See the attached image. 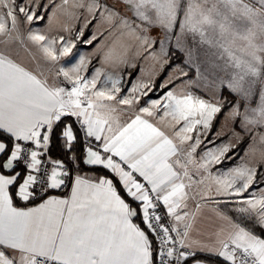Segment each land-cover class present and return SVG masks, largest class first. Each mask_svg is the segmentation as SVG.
<instances>
[{
  "label": "snow or ice",
  "instance_id": "6c2138e0",
  "mask_svg": "<svg viewBox=\"0 0 264 264\" xmlns=\"http://www.w3.org/2000/svg\"><path fill=\"white\" fill-rule=\"evenodd\" d=\"M0 264H264V0H0Z\"/></svg>",
  "mask_w": 264,
  "mask_h": 264
},
{
  "label": "rangeland",
  "instance_id": "374dc122",
  "mask_svg": "<svg viewBox=\"0 0 264 264\" xmlns=\"http://www.w3.org/2000/svg\"><path fill=\"white\" fill-rule=\"evenodd\" d=\"M17 2L19 3V1L17 0ZM43 24V22H41V25ZM20 51V58L23 59L25 62H27L28 60V55L26 53L23 52L22 49L19 50ZM89 51H91V49L88 46L82 45V44H78L77 48L73 50L74 55L77 53H81V54H87ZM66 60L68 59H72V57L69 58H65ZM63 63V61H62ZM55 71V69H53V72ZM211 138V137H209ZM217 143H220V141H217ZM203 148V145L201 146ZM200 150L198 149V152ZM227 165H218L216 167H226ZM213 171H215V169H213Z\"/></svg>",
  "mask_w": 264,
  "mask_h": 264
},
{
  "label": "trees",
  "instance_id": "16d2710c",
  "mask_svg": "<svg viewBox=\"0 0 264 264\" xmlns=\"http://www.w3.org/2000/svg\"><path fill=\"white\" fill-rule=\"evenodd\" d=\"M18 1H19V0H18ZM76 147H77V151H79V150H80L79 145H77ZM54 151H56V152L58 153V149H55ZM201 258H202V259H205V260H207V261H214V260H215V258L212 257V256H202Z\"/></svg>",
  "mask_w": 264,
  "mask_h": 264
},
{
  "label": "crops",
  "instance_id": "0c3cea01",
  "mask_svg": "<svg viewBox=\"0 0 264 264\" xmlns=\"http://www.w3.org/2000/svg\"><path fill=\"white\" fill-rule=\"evenodd\" d=\"M110 2H111V0H110ZM204 225H205V226L210 225V221L207 219V217H206L205 220H204Z\"/></svg>",
  "mask_w": 264,
  "mask_h": 264
}]
</instances>
